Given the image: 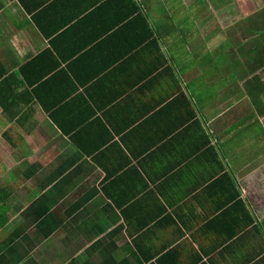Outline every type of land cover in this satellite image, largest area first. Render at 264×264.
<instances>
[{"label": "crops", "instance_id": "crops-1", "mask_svg": "<svg viewBox=\"0 0 264 264\" xmlns=\"http://www.w3.org/2000/svg\"><path fill=\"white\" fill-rule=\"evenodd\" d=\"M4 237L0 264H264V0H0Z\"/></svg>", "mask_w": 264, "mask_h": 264}, {"label": "rangeland", "instance_id": "rangeland-1", "mask_svg": "<svg viewBox=\"0 0 264 264\" xmlns=\"http://www.w3.org/2000/svg\"><path fill=\"white\" fill-rule=\"evenodd\" d=\"M209 49H210V48H207V49H206V54L209 52ZM6 242H7V240L5 239V237H4L3 241L0 240V243L3 244V245H6ZM9 243H10V244H13L12 241H10Z\"/></svg>", "mask_w": 264, "mask_h": 264}, {"label": "trees", "instance_id": "trees-1", "mask_svg": "<svg viewBox=\"0 0 264 264\" xmlns=\"http://www.w3.org/2000/svg\"><path fill=\"white\" fill-rule=\"evenodd\" d=\"M2 212H3V211H2ZM142 261H143L142 259H139V262H142ZM158 263H159V264H164L163 259H159V260H158Z\"/></svg>", "mask_w": 264, "mask_h": 264}]
</instances>
